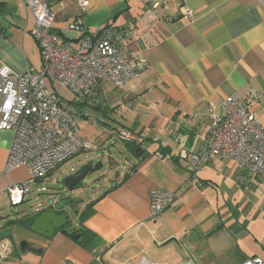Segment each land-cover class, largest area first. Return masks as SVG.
Returning <instances> with one entry per match:
<instances>
[{
  "label": "crops",
  "instance_id": "1",
  "mask_svg": "<svg viewBox=\"0 0 264 264\" xmlns=\"http://www.w3.org/2000/svg\"><path fill=\"white\" fill-rule=\"evenodd\" d=\"M180 1L194 13L192 21L176 8ZM78 2L48 0L55 14L54 32L76 47V35L69 29L78 20L89 29L132 28L134 36L122 39L123 48L133 65L144 57L148 67L124 87L101 82L97 96L81 101L73 96V104L66 102L76 111L79 137L91 145L74 157L113 160V152H125L133 160L77 211L79 225L72 229L89 231V244L57 232L51 239L42 237V246L35 247L41 253L21 252L11 230L18 224L32 231L24 220L39 211L24 215L10 207L8 187L28 180L29 173L24 167L6 173L14 135L0 131V244L9 243L5 252L0 250V264L264 261V175L214 158L193 178L185 158L205 150L210 117L224 113L228 97L244 98L255 90L260 99L251 111L264 128V0H169L170 10L159 9V18L149 23V0H87L84 13ZM33 26L34 17L21 0H0V66L22 75L41 71ZM120 131L132 132L137 141L122 140ZM130 144L140 146L148 157L134 154ZM98 157L83 165L96 163ZM116 166L113 161L111 168ZM52 174L35 184L57 182ZM153 190L176 193L180 201L150 220ZM86 208L93 212L81 223ZM9 209L17 217L3 225Z\"/></svg>",
  "mask_w": 264,
  "mask_h": 264
},
{
  "label": "built area",
  "instance_id": "2",
  "mask_svg": "<svg viewBox=\"0 0 264 264\" xmlns=\"http://www.w3.org/2000/svg\"><path fill=\"white\" fill-rule=\"evenodd\" d=\"M21 3L34 17L30 32L41 49L42 69L22 75L5 64L0 66V131H11L14 135L5 171L11 173L24 167L29 173L28 180L13 184L6 191L12 208L24 202L33 183L45 181L80 151L91 150L90 143L79 137L76 111L52 92L49 83H56L81 101L97 96L101 82L121 88L148 67L144 57L133 65L123 48L122 39L134 36L132 28L89 29L78 20L69 29L78 42L73 47L54 32L55 14L48 0H21ZM78 6L84 13L87 0H79ZM176 8L186 19H194V13L183 2L177 3ZM159 9L168 12L169 0H149L145 11L148 23L159 18ZM259 99L255 90L244 98L228 97L223 104L224 113L211 115L205 150L201 154L185 155L193 178L200 167L214 158L232 161L237 169L264 175V128L251 111ZM119 136L127 142L137 141L130 131H120ZM179 201L176 193L153 190L149 219H157ZM8 246V242L0 244V250L5 252ZM244 264H264V261L252 258Z\"/></svg>",
  "mask_w": 264,
  "mask_h": 264
},
{
  "label": "rangeland",
  "instance_id": "3",
  "mask_svg": "<svg viewBox=\"0 0 264 264\" xmlns=\"http://www.w3.org/2000/svg\"><path fill=\"white\" fill-rule=\"evenodd\" d=\"M50 89L53 93L57 94L59 98L69 101L73 99V95L70 91L66 89H62L56 83H49ZM52 86V87H51ZM123 152V151H122ZM123 156L119 153L113 152V160H109L108 158H103L101 156L89 155L83 157H73L66 161L64 164L59 166L52 175L58 179L57 182L49 181L45 183H41L40 185H36L35 183L31 186V192L26 196V202L19 206L16 209L20 214L31 215L35 211L44 210L52 205L55 200L61 199H71L74 200L73 204H69L65 211L69 216L70 227L72 229L79 225V221L77 218V211H79L82 207V204L89 203L93 200L95 194L100 192V188L107 183L111 178H113L118 171L124 173L125 170L123 167L128 162L132 161V156H126L125 152H123ZM97 159L100 158L96 163H102L103 167L100 171L89 175L85 181L80 185V188L75 190L74 192H64L65 187L63 184L64 179L67 176L74 175L83 167V162L90 158ZM115 161L117 166L115 168H111V163ZM87 164V163H86ZM84 164V165H86ZM74 170V171H72ZM11 207V206H10ZM12 208V207H11ZM15 208H12V210ZM15 209V210H16ZM9 209L5 214V218L2 220V224H9L10 221L15 220L16 214H14L15 210L12 211ZM23 224H27V220H24ZM11 233L15 236V240L20 245L21 242H28L33 247H41V243L43 241L42 236L34 233L33 231H27L23 228V226L15 224V229L11 230ZM10 238V237H8ZM185 262L184 264H187Z\"/></svg>",
  "mask_w": 264,
  "mask_h": 264
},
{
  "label": "water",
  "instance_id": "4",
  "mask_svg": "<svg viewBox=\"0 0 264 264\" xmlns=\"http://www.w3.org/2000/svg\"><path fill=\"white\" fill-rule=\"evenodd\" d=\"M136 154L139 157L146 158L148 157L145 154L144 150L137 149ZM103 167L102 163L94 164L93 162L83 165V167L74 175L67 176L64 181V187L66 190L64 192H74L79 189L80 185L85 181V179L92 175ZM74 200L71 199H61L56 200L52 205L44 210L38 212V217L34 221L31 230L47 239L53 238V236L60 230L64 229L70 222L69 216L65 211V208L69 204H73ZM81 237V233L72 235V239L77 241ZM21 252L33 251L36 253H41L42 250H38L35 247L31 246L28 242L20 243Z\"/></svg>",
  "mask_w": 264,
  "mask_h": 264
},
{
  "label": "trees",
  "instance_id": "5",
  "mask_svg": "<svg viewBox=\"0 0 264 264\" xmlns=\"http://www.w3.org/2000/svg\"><path fill=\"white\" fill-rule=\"evenodd\" d=\"M50 87V86H49ZM52 87V86H51ZM55 94V93H54ZM57 97H59L57 94H55ZM62 99V98H61ZM64 102H68L69 104H73L74 102H75V99L73 98V99H71V100H69V101H66V100H64V99H62ZM129 147H130V149L132 150V152L134 153V154H136V150L137 149H140L141 147L140 146H138V145H136V144H130L129 145ZM137 155V154H136ZM78 188H80V187H78ZM92 210L91 209H88V208H86V210L81 214V216H80V222L81 223H83L84 222V220H86L88 217H90L91 216V214H92ZM37 217H38V215H36V216H33V217H31V218H29V219H27L28 221H27V224H25L26 225V227H27V229L28 230H31V227H32V225H33V223H34V221L37 219ZM70 229V230H69ZM58 232H62V233H64V234H68L69 235V237H72V235H75V234H78V233H81V237L79 238V240H77L78 242H80V244L81 245H87V244H89L90 243V238H89V231H87V230H83V229H71V227H70V222L68 223V225L64 228V229H62V230H60V231H58Z\"/></svg>",
  "mask_w": 264,
  "mask_h": 264
},
{
  "label": "flooded vegetation",
  "instance_id": "6",
  "mask_svg": "<svg viewBox=\"0 0 264 264\" xmlns=\"http://www.w3.org/2000/svg\"><path fill=\"white\" fill-rule=\"evenodd\" d=\"M42 210V209H41Z\"/></svg>",
  "mask_w": 264,
  "mask_h": 264
}]
</instances>
